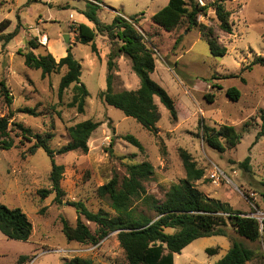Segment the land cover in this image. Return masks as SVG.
Instances as JSON below:
<instances>
[{
	"label": "rangeland",
	"instance_id": "1",
	"mask_svg": "<svg viewBox=\"0 0 264 264\" xmlns=\"http://www.w3.org/2000/svg\"><path fill=\"white\" fill-rule=\"evenodd\" d=\"M86 1L89 0H0V23L9 22L0 32V84L11 98L8 106L0 86V117L12 112L9 123H21L33 134H50L48 144L52 150L69 142L70 127L87 120L100 124L87 142L86 153L76 151L54 156L55 164L63 167L60 186L64 195L59 205L53 201L54 194L44 199L38 195V191L50 189V160L40 149L30 153L33 142L21 140L13 130L14 146L0 150V204L20 209L28 218L32 232L26 242L9 240L0 233V264H15L19 256L30 258L24 264H63L73 257L88 258L94 264H127L116 233L96 245L67 242L61 232V221L75 226L77 215L71 204L77 202L92 213L103 211L113 217L107 201L98 198L97 188L113 177L122 179L128 166L142 162L153 168L152 176L143 184L146 194L163 201L169 188L185 178L179 149L185 150L204 172V177L194 183L198 191L261 224L264 136L256 142L255 138L264 112V64H252L264 59V0L225 2L231 11V34L218 29L213 8L197 17V25L211 30L226 49L223 57L210 55L199 28L186 32V20L171 32L150 21L168 0H102L97 11L101 24L110 25L115 16L137 17L136 28L154 54L155 69L150 79L174 100L176 120L172 121L167 110L154 99L160 113L156 132L144 130L99 99V93L106 88L107 57L114 47L99 34L94 38L95 54L91 53L90 45L75 41V28L79 15L86 9ZM214 1L196 0L200 6ZM64 35L69 37L71 55L80 63V82L88 92L83 114L68 106L72 86L58 98V84L65 69L42 78L40 71L26 67L23 62L22 55L29 51L36 56L49 53L58 61L68 48ZM7 36H11L8 41L3 39ZM179 36L181 40L173 48ZM42 37H46L47 45ZM29 42L36 43V49L30 50ZM115 64L113 92L137 90L138 79L130 69L129 60L121 56ZM228 88L239 91L237 101L227 98ZM205 95H212L211 103L204 99ZM23 108L33 110L35 116L17 113ZM200 122L215 130L221 126L234 128L240 137L238 144L233 149L226 148L222 154L213 151L201 139ZM127 135L139 142L142 151L123 140ZM221 141L226 146L225 140ZM246 157L250 159L249 172L238 166ZM136 207L139 212L154 216L143 203ZM81 220L91 233L95 232L94 224ZM227 233L228 237L193 241L179 255H173V264H214L229 249L231 240L253 250L254 257L248 264H264V232L255 242L238 238L230 228ZM206 249L217 254L210 256Z\"/></svg>",
	"mask_w": 264,
	"mask_h": 264
},
{
	"label": "trees",
	"instance_id": "2",
	"mask_svg": "<svg viewBox=\"0 0 264 264\" xmlns=\"http://www.w3.org/2000/svg\"><path fill=\"white\" fill-rule=\"evenodd\" d=\"M228 0H216L210 5L200 6L196 0H168L167 4L150 17V21L165 32H171L179 27L182 20H186L188 27L199 28L202 38L205 40L212 57H223L226 49L221 46L211 30H206L203 25H197V17L205 14L208 8H213L218 29L225 34H231L229 22L231 11L225 7ZM102 5V0L86 1V9L81 15L94 27L89 28L84 24H78L75 28V41L81 45H90L91 53H96L94 38L97 34L105 36L110 46L114 47L106 61V88L100 92L99 99L118 111L125 117L133 119L140 127L148 132H156V124L160 119V113L154 99L167 110L172 121L176 120L174 100L166 91L150 79L155 69L153 52L146 46L143 34L136 28L137 17L123 18L115 16L110 25L101 24L97 18V11ZM9 25L8 21L0 23V32ZM11 36L3 38L8 41ZM177 37L173 48L180 42ZM30 50L36 49V43L29 42ZM71 47L66 50V55L56 61L51 54L34 55L31 51L23 54V62L26 67L40 71L41 77L58 73L65 69L58 84L57 95L61 99L63 93L72 86V99L68 104L75 108L78 114H83L85 100L88 92L80 82L81 66L70 53ZM124 56L130 62V69L138 79V89L135 91L113 92L112 83L116 69L115 60ZM264 64V59H258L252 65ZM4 101L9 106L11 98L4 85ZM226 96L231 101H237L240 93L235 88H228ZM204 99L211 103L212 95H205ZM17 113L35 116L33 110L19 109ZM12 112L0 117V150H9L14 146L11 133L16 130V136L33 145L30 153L42 150L50 160L49 190H40L41 199L54 194V203L61 204L64 193L60 183L63 175V167L56 165L53 158L70 152H87V142L91 134L99 127V123L90 120L83 121L68 129L69 142L56 150L49 147L50 134H33L30 129L21 123H9ZM11 127V128H10ZM201 139L205 145L213 151L222 154L227 149H233L239 142V135L230 126H221L219 130L207 127L199 123ZM264 136V112L260 115V128L256 134L255 142ZM221 139L225 140L226 146ZM123 140L142 151L139 142L127 135ZM179 157L184 170L185 178L172 185L165 194L163 201H157L145 192L144 182L153 174L152 166L147 162L130 165L126 169V176L122 179L113 177L108 183L96 190L98 198L106 200L113 217L99 211L92 213L82 203H72L77 215L74 227L62 220L61 232L67 242H75L82 245H96L111 233H116L117 242L124 252L127 264H173V255H179L181 251L193 241L212 236L228 237L227 229L241 239L255 242L261 238L264 232V221L260 224L255 218L240 213L213 198L206 197L198 191L194 183L204 177L202 169L196 166L192 157L182 149H179ZM249 157H246L239 167L244 172L250 171ZM143 203L145 207L154 213L149 217L137 210V204ZM95 225L96 230L91 233L82 222ZM262 225V227H261ZM171 230L172 233H167ZM32 232V226L26 215L20 209H10L0 204V233L7 239L26 242ZM206 254L216 255L215 251L206 249ZM254 257L253 250L245 247L237 240H231L226 253L214 264H248ZM27 256H19L15 264H24L29 261ZM63 264H94L91 259L73 257Z\"/></svg>",
	"mask_w": 264,
	"mask_h": 264
},
{
	"label": "crops",
	"instance_id": "3",
	"mask_svg": "<svg viewBox=\"0 0 264 264\" xmlns=\"http://www.w3.org/2000/svg\"><path fill=\"white\" fill-rule=\"evenodd\" d=\"M78 23H79V24H84V25L88 26L89 28H92V24L89 23V22L84 18V16H82V15H79ZM47 43H48V41H47ZM62 55H66V51H65V54H64V52H63Z\"/></svg>",
	"mask_w": 264,
	"mask_h": 264
},
{
	"label": "water",
	"instance_id": "4",
	"mask_svg": "<svg viewBox=\"0 0 264 264\" xmlns=\"http://www.w3.org/2000/svg\"><path fill=\"white\" fill-rule=\"evenodd\" d=\"M63 40H64L65 44L67 45V47H70V45H69V37H68V35H64V36H63Z\"/></svg>",
	"mask_w": 264,
	"mask_h": 264
},
{
	"label": "bare ground",
	"instance_id": "5",
	"mask_svg": "<svg viewBox=\"0 0 264 264\" xmlns=\"http://www.w3.org/2000/svg\"><path fill=\"white\" fill-rule=\"evenodd\" d=\"M42 41H43V44L44 45H47V39H46V37H42Z\"/></svg>",
	"mask_w": 264,
	"mask_h": 264
},
{
	"label": "built area",
	"instance_id": "6",
	"mask_svg": "<svg viewBox=\"0 0 264 264\" xmlns=\"http://www.w3.org/2000/svg\"><path fill=\"white\" fill-rule=\"evenodd\" d=\"M215 175H213L212 177H214Z\"/></svg>",
	"mask_w": 264,
	"mask_h": 264
}]
</instances>
